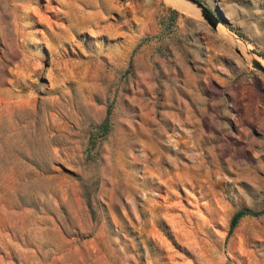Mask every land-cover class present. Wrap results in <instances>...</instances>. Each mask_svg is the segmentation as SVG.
Instances as JSON below:
<instances>
[{"label":"rangeland","instance_id":"rangeland-1","mask_svg":"<svg viewBox=\"0 0 264 264\" xmlns=\"http://www.w3.org/2000/svg\"><path fill=\"white\" fill-rule=\"evenodd\" d=\"M169 1L0 0V264H264V0Z\"/></svg>","mask_w":264,"mask_h":264},{"label":"trees","instance_id":"trees-1","mask_svg":"<svg viewBox=\"0 0 264 264\" xmlns=\"http://www.w3.org/2000/svg\"><path fill=\"white\" fill-rule=\"evenodd\" d=\"M92 129L93 130L91 133V145H92V147H94L96 145V138L97 137H105L111 131V108L110 107L108 109L107 116H106L105 120L100 125L93 126ZM247 214L248 213L245 211H240L234 216V218L232 220V224H231V232L238 225L241 218H243Z\"/></svg>","mask_w":264,"mask_h":264},{"label":"water","instance_id":"water-1","mask_svg":"<svg viewBox=\"0 0 264 264\" xmlns=\"http://www.w3.org/2000/svg\"><path fill=\"white\" fill-rule=\"evenodd\" d=\"M190 4L196 6L198 10L201 11V15L204 20L213 28L217 29L219 25L223 24V17H219L213 11H211L207 6H205L200 0H185ZM254 66L264 73V65L259 60L253 61Z\"/></svg>","mask_w":264,"mask_h":264},{"label":"bare ground","instance_id":"bare-ground-1","mask_svg":"<svg viewBox=\"0 0 264 264\" xmlns=\"http://www.w3.org/2000/svg\"><path fill=\"white\" fill-rule=\"evenodd\" d=\"M169 2L172 3V4H174V5H176V6H178L183 11H186L187 10L186 3L183 0H175V1H169ZM260 62H261V60H260ZM262 64L264 65V61L263 60H262Z\"/></svg>","mask_w":264,"mask_h":264}]
</instances>
